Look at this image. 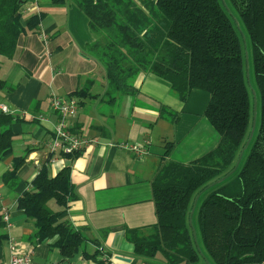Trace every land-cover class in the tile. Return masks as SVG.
Wrapping results in <instances>:
<instances>
[{
  "label": "trees",
  "instance_id": "obj_1",
  "mask_svg": "<svg viewBox=\"0 0 264 264\" xmlns=\"http://www.w3.org/2000/svg\"><path fill=\"white\" fill-rule=\"evenodd\" d=\"M29 1L0 0L2 58L12 60L23 37L38 31L41 16L22 21ZM50 2L73 5L88 20L93 37L88 53L104 73L103 103L135 95L132 83L141 73L166 82L181 102L193 90L210 97L204 118L218 144L188 165L161 161L150 183L156 225L125 234L134 255L153 259L161 254L168 264H264V0ZM83 91L71 96L87 95V88ZM252 91L259 113L257 108L253 137L235 169L252 127ZM11 124L10 116L1 117L0 162L12 152ZM167 146L166 155L172 149ZM32 151L14 159L3 176L8 187L18 182L17 171ZM76 198L69 169L51 178L44 165L16 200L36 231L35 244L53 240L64 259L90 242L83 229L62 221ZM52 202L60 212L50 210ZM4 228L0 216V244L7 240Z\"/></svg>",
  "mask_w": 264,
  "mask_h": 264
},
{
  "label": "crops",
  "instance_id": "obj_2",
  "mask_svg": "<svg viewBox=\"0 0 264 264\" xmlns=\"http://www.w3.org/2000/svg\"><path fill=\"white\" fill-rule=\"evenodd\" d=\"M35 2L41 16L38 31L23 37L12 60L0 57V81L4 83L0 106L11 113L0 115V132L4 130L1 117L10 116L14 135L11 154L0 162V209L7 210L10 222L2 231L7 240L0 244V264H9L13 255L9 241L19 254L32 252L31 264H168L161 254L153 259L136 257L125 234L147 232L156 225L150 183L162 160L188 165L217 146L219 138L204 118L209 94L193 90L181 102L166 82L141 73L132 83L135 95L103 103L104 73L88 53L93 37L86 17L73 5ZM21 15L25 22L36 14L21 11ZM41 34L47 37L46 47ZM86 88L87 95L71 96ZM51 92L78 103L77 115L68 123L70 134L98 144L72 158L57 154L48 165L47 145L58 120L50 108ZM143 143L148 145L141 158L108 147ZM167 145H172L168 155ZM27 149L33 151L17 171L18 182L8 187L3 176ZM44 165L51 178L69 169L77 198L62 221L86 229L90 241L83 253L71 259L61 256L53 240L36 245L31 239L36 232L33 225L16 206L17 198L31 188ZM50 209L61 211L55 204ZM96 252L99 255L93 257Z\"/></svg>",
  "mask_w": 264,
  "mask_h": 264
},
{
  "label": "built area",
  "instance_id": "obj_3",
  "mask_svg": "<svg viewBox=\"0 0 264 264\" xmlns=\"http://www.w3.org/2000/svg\"><path fill=\"white\" fill-rule=\"evenodd\" d=\"M22 12L25 14H38L35 0H30L23 8ZM40 40L47 46L46 35L41 34ZM50 108L57 115V124L52 132L51 140L47 145L48 165L55 161L57 154L65 157H72L79 154L81 151L91 146L98 144L97 140H87L79 136L70 134L68 130V123L74 119L78 112V103L74 100H64L57 97L53 92L50 93ZM10 111L5 106H0V115H10ZM147 143L143 145H128V144H109L108 147L120 150L129 151L137 158H141L146 154ZM0 216L5 228L10 227L9 214L6 209H0ZM10 251L12 257L9 264H31L32 252L29 254L17 253V247L12 241H9Z\"/></svg>",
  "mask_w": 264,
  "mask_h": 264
},
{
  "label": "water",
  "instance_id": "obj_4",
  "mask_svg": "<svg viewBox=\"0 0 264 264\" xmlns=\"http://www.w3.org/2000/svg\"><path fill=\"white\" fill-rule=\"evenodd\" d=\"M238 27V26H237ZM245 61H246V67L248 68V55L247 53H245ZM246 78H247V82L249 83V74L247 72L246 74ZM252 97H253V115H252V127H251V131H250V135H249V138L245 144V147L244 149L241 151L240 155H239V160L237 161L236 165H235V169L237 168L239 162H240V159L242 158V155H243V152L247 149L252 137H253V134H254V131H255V125H256V119H257V100H256V95H255V92L252 91ZM196 201H197V198H196ZM196 201L194 203V206L196 204ZM193 212H194V207L192 209V211L190 212V216H189V225L192 226V223H191V220H192V215H193ZM193 238L195 240V234L193 232ZM119 260H122L123 262H125L124 259H119ZM128 262V261H127ZM205 264H208L207 262H205Z\"/></svg>",
  "mask_w": 264,
  "mask_h": 264
},
{
  "label": "rangeland",
  "instance_id": "obj_5",
  "mask_svg": "<svg viewBox=\"0 0 264 264\" xmlns=\"http://www.w3.org/2000/svg\"><path fill=\"white\" fill-rule=\"evenodd\" d=\"M257 108H258V113H259V105L257 106ZM258 115H259V114H258ZM51 205H52V206H51ZM53 205H54V204H50V205H49V208H51V207L53 208ZM50 210H51V209H50ZM82 229L84 230L83 232L85 233V236H86V229H84V228H82Z\"/></svg>",
  "mask_w": 264,
  "mask_h": 264
}]
</instances>
